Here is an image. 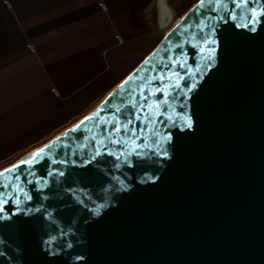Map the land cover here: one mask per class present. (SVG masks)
Wrapping results in <instances>:
<instances>
[{"label":"water","instance_id":"1","mask_svg":"<svg viewBox=\"0 0 264 264\" xmlns=\"http://www.w3.org/2000/svg\"><path fill=\"white\" fill-rule=\"evenodd\" d=\"M261 9L198 0L114 95L1 168L0 264H264Z\"/></svg>","mask_w":264,"mask_h":264},{"label":"crops","instance_id":"2","mask_svg":"<svg viewBox=\"0 0 264 264\" xmlns=\"http://www.w3.org/2000/svg\"><path fill=\"white\" fill-rule=\"evenodd\" d=\"M157 0H0V169L88 113L159 42Z\"/></svg>","mask_w":264,"mask_h":264},{"label":"snow or ice","instance_id":"3","mask_svg":"<svg viewBox=\"0 0 264 264\" xmlns=\"http://www.w3.org/2000/svg\"><path fill=\"white\" fill-rule=\"evenodd\" d=\"M200 2H201V5H202V4H203V0H200ZM241 2H242V3H246L247 0H241ZM217 3H219V0H217ZM253 11H254V15H253L252 18H250V23L255 24V23L257 22V16H256V14H255V10H253ZM260 14H261V15H264V9H261ZM254 30H255V28L253 27V31H254ZM131 79H132V77H129V80H131ZM127 83H128V81L123 82V84H127ZM123 84L120 85V86H118V88H122V87H123ZM115 91H116V90H114V92H113V93H110L109 95H110V96L114 95ZM153 94H154V93H153ZM103 103H104V104H107V103H108L107 99H106ZM149 107H150V106H149ZM101 110H103V109H101ZM117 111H119V109H117ZM96 115H98V113H96ZM91 119H93V116H91V115H90V116H86V117L84 118V120H82V121L80 122V124H83L84 121H86V120H91ZM188 125L191 126V121H190V119L188 120ZM79 126H80L79 124L76 125L71 131H74V130H75L76 128H78ZM124 127H127V126L125 125ZM115 130H116V131H120L119 126H117V128H116ZM133 131H135V130H133ZM66 134H67V133H65L64 135H66ZM60 139H61V137H57V138H56V140H60ZM117 142H118V141H117ZM52 143H55V141L50 142L49 144L44 145L43 147L37 149L34 153L31 154V156L29 157L28 160L21 161V163L31 164L32 161H33L37 156H40L42 153H44L46 149H50ZM157 143H159V142H157ZM98 154H99V153H98ZM162 154L166 156V155H167V152H163ZM62 163H63V161H62ZM17 167H18V165H14L12 169H5V172H10V171H12L13 169H15V168H17ZM59 174H60V175H63V172H60ZM0 175H3V173H0ZM15 179H16V180H19L20 177H19V176H16ZM25 198H26V199H30V197L27 196V195H26ZM5 203H7V201H5V200H0V213H3V212H4V207H3V205H4ZM16 203H17V205H19V203H20L19 198H17ZM16 211L19 212V211H20V208L17 207Z\"/></svg>","mask_w":264,"mask_h":264},{"label":"rangeland","instance_id":"4","mask_svg":"<svg viewBox=\"0 0 264 264\" xmlns=\"http://www.w3.org/2000/svg\"><path fill=\"white\" fill-rule=\"evenodd\" d=\"M166 1L165 3L172 8L174 15L172 18L167 19L165 23H161V21L159 20L158 0L155 4L156 22H157V31H158L157 35L159 41L164 36L165 32L172 26L175 18L182 16L198 0H166Z\"/></svg>","mask_w":264,"mask_h":264},{"label":"bare ground","instance_id":"5","mask_svg":"<svg viewBox=\"0 0 264 264\" xmlns=\"http://www.w3.org/2000/svg\"><path fill=\"white\" fill-rule=\"evenodd\" d=\"M165 1L166 0H160L158 2V7H160V9H159V20L161 21V23H165L167 19L172 18L174 15L172 8L168 4H166ZM180 18H181V16L175 18L172 26L174 24H176L177 22H179Z\"/></svg>","mask_w":264,"mask_h":264}]
</instances>
